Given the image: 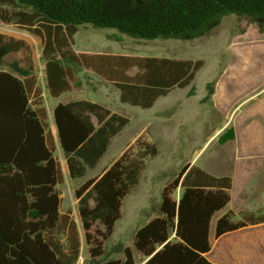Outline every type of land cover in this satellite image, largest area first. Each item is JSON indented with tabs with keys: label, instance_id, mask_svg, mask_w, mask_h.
Wrapping results in <instances>:
<instances>
[{
	"label": "trees",
	"instance_id": "16d2710c",
	"mask_svg": "<svg viewBox=\"0 0 264 264\" xmlns=\"http://www.w3.org/2000/svg\"><path fill=\"white\" fill-rule=\"evenodd\" d=\"M227 16L264 32V0H0L1 21L39 38L51 97L71 91L77 71L91 70L118 89L120 101L142 108L172 88L188 85L203 61L76 52L72 46L78 26L113 27L133 38L188 40L210 34ZM22 47L20 40H4L0 34V64ZM10 67L12 71L0 69V264H76L81 239L71 210L61 211L57 145L69 178H84L128 119L86 99L58 102L52 109L57 144L32 68L15 62ZM226 133L221 141L233 138L232 130ZM155 154L154 144L137 139L98 177L75 189L88 264H134L128 247L122 260L100 261L101 241L111 234L122 199L138 183L146 159ZM177 188L176 199L172 193ZM231 188L230 174L183 165L161 191L159 215L134 232L133 246L145 258L143 264H215L204 256L210 250V220L228 204ZM261 223L264 204L228 210L214 221V235ZM95 225L100 229L91 233ZM94 234L100 237L95 244Z\"/></svg>",
	"mask_w": 264,
	"mask_h": 264
},
{
	"label": "rangeland",
	"instance_id": "374dc122",
	"mask_svg": "<svg viewBox=\"0 0 264 264\" xmlns=\"http://www.w3.org/2000/svg\"><path fill=\"white\" fill-rule=\"evenodd\" d=\"M0 34L4 40L14 39L23 43L21 49L5 57L0 69L12 71V62L19 66H30L37 77L47 111L59 101L86 99L128 119L124 127L111 138L98 164L88 169L84 178L71 179L64 169L63 182L57 186L62 197L61 211L69 208L77 224L81 239L78 263L85 264L89 254L74 191L85 179L98 177L125 150L134 147L137 139L154 144L156 154L146 159L138 183L122 199L120 217L114 222L108 238L101 241L100 261L123 259L124 247L130 249L135 261L144 259L135 252L134 232L159 215L161 191L183 165L189 163L208 172L230 173L228 166L232 162V143L230 139L221 141L219 137L224 132H227L225 136L231 130L233 133L232 126L237 128L241 152L245 148L264 150V123L259 121L262 117L250 116L251 113L264 111V32H258L253 24L227 16L210 34L188 40L133 38L113 27H96L89 23L79 25L72 46L76 52L166 56L203 61L188 85L172 88L147 108L120 101L118 89L91 70L77 71L76 86L59 98L51 99L45 87L39 38L12 22L1 20ZM215 85L219 97L217 106L212 97ZM226 119L232 121V125L227 123L222 127ZM56 154L65 168V156L60 150ZM262 173L260 177L248 179L247 187L242 186V175L237 173L230 207H256L254 199L249 198H264ZM179 192V188L175 189L172 197L177 198ZM220 213L217 212L216 217L212 218V224ZM95 227L98 226H92L91 233ZM93 236L96 240L94 244L100 241L98 235Z\"/></svg>",
	"mask_w": 264,
	"mask_h": 264
},
{
	"label": "crops",
	"instance_id": "0c3cea01",
	"mask_svg": "<svg viewBox=\"0 0 264 264\" xmlns=\"http://www.w3.org/2000/svg\"><path fill=\"white\" fill-rule=\"evenodd\" d=\"M241 36L243 37L244 35ZM49 97L51 99H54V97H51L50 95ZM59 97H56V99ZM212 97L215 106H217L219 102V97H217L216 85ZM52 109L53 107L50 109V111H48L49 124L51 123L50 129L54 136V139L57 142L56 129L52 119ZM261 114L264 115V111L251 113L250 116L252 117L260 116L262 117V119H259V121L264 123V116H262ZM227 123H231L232 125V121L228 122V119H226L225 121H223L222 127L225 126ZM232 128L234 134H233V138L229 140V142L232 143V147L230 150L232 162L228 166L229 168L228 170H230V173L228 174H230V176L232 177V188L229 191L230 200L224 208L216 211L213 214L212 218L216 217L217 212H221L219 214V216H221L223 213H225L228 210H231L234 213H236L238 210L241 209V208L234 209V207H230V203L233 200V198H231V191L233 190L234 185L236 183L237 173L242 175V180L244 181L242 183V186L244 185V187H247L249 185L246 182L248 179L252 180L254 177H260V175H262V172L264 171V150L256 151L250 148H245L244 151L241 152L239 148L237 128H235V126L234 127L232 126ZM57 150L61 151L58 145H57ZM60 165L62 172L64 174V169H66L67 171L66 163H65V168H63L61 161H60ZM211 173L215 175L224 174L221 171L211 172ZM249 199H254L253 204H255L256 207H259L264 204V198H249ZM256 207H251V208H256ZM217 218H215V220ZM211 220H210L209 232H208V237L210 241V250L204 254V256L210 262L215 264H264V223L244 226L234 231L226 232L218 237H215L214 223L212 224ZM172 236L174 235L172 234ZM77 261L76 264H82V263H78ZM144 261L145 258L138 262L134 260V264H143ZM85 264H88V260L86 261Z\"/></svg>",
	"mask_w": 264,
	"mask_h": 264
},
{
	"label": "bare ground",
	"instance_id": "6f19581e",
	"mask_svg": "<svg viewBox=\"0 0 264 264\" xmlns=\"http://www.w3.org/2000/svg\"><path fill=\"white\" fill-rule=\"evenodd\" d=\"M55 131V130H54Z\"/></svg>",
	"mask_w": 264,
	"mask_h": 264
}]
</instances>
